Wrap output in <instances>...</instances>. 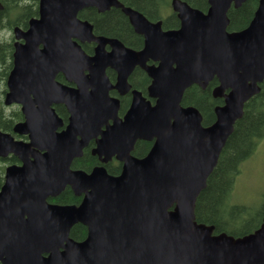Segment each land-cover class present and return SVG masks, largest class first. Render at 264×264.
Wrapping results in <instances>:
<instances>
[{
	"label": "water",
	"instance_id": "water-1",
	"mask_svg": "<svg viewBox=\"0 0 264 264\" xmlns=\"http://www.w3.org/2000/svg\"><path fill=\"white\" fill-rule=\"evenodd\" d=\"M207 1L203 12L172 0L180 26L163 30L160 21L149 22L119 0H39L40 17L31 19L26 31L15 28L24 43H15L4 103L22 104L25 121L15 130L32 133L44 145H24L31 159L22 158L21 165L5 170L0 189L2 264H264V216L253 232L237 237L213 234V225L195 220L196 198L245 102L264 80V0L249 24L237 31L227 30V11L246 0ZM112 6L143 34L141 50L93 36L90 22L77 16L83 8L102 12ZM75 36L95 40L94 55L73 42ZM104 42L112 45L110 52L102 48ZM149 59L157 65H147ZM135 65L151 78L146 95L128 82ZM107 67L116 71L114 83ZM60 69L76 87L62 86L60 96L70 115L66 127L55 132L62 120L50 102L30 100L23 89H43L46 82L47 87L52 70ZM214 77L219 83L212 94L223 98V104L214 108V122L203 126L199 110L181 101L188 87L205 88ZM112 89L119 95L131 93L122 117L119 98L109 95ZM3 136L12 141L0 132ZM92 139L96 145L91 153L101 163L113 157L122 163L118 175L109 174L104 165L89 172L71 168ZM138 140L152 142L143 157L132 154ZM31 146L45 150L38 153ZM20 148L2 143L0 156ZM66 186L83 194L78 205L46 201ZM76 223L87 228L82 241L69 236Z\"/></svg>",
	"mask_w": 264,
	"mask_h": 264
},
{
	"label": "trees",
	"instance_id": "trees-1",
	"mask_svg": "<svg viewBox=\"0 0 264 264\" xmlns=\"http://www.w3.org/2000/svg\"><path fill=\"white\" fill-rule=\"evenodd\" d=\"M3 8L0 10V28H11L19 25L21 16H33L36 14L37 0L32 3H24L21 0H0ZM127 2L129 0H123ZM134 4L138 10L145 15L155 18L161 17L164 13V6L168 0H143ZM191 6L204 10L208 6L207 0H185ZM259 0H246L239 7L233 6L227 12L229 17L228 30H240L246 27L257 8ZM139 2V3H138ZM86 12V13H85ZM98 14V16L96 15ZM99 21L96 27L99 30L114 35H127L131 32L124 15L119 9L112 8L104 13H98L94 8L86 9L79 13L80 17L91 20L94 16ZM171 19H164L163 24L172 26L178 22L175 14ZM13 46L8 40L0 42V81L4 80L11 66ZM132 88H137L143 93L150 82L149 77L136 69L129 78ZM218 84L213 79L205 88L192 85L187 88L182 98L183 105H193L202 114V123L208 125L215 120L214 107L222 104V98H214L212 89ZM129 99L121 97L120 112L128 107ZM13 115V116H11ZM19 115L14 112H7L0 99V129H10ZM264 138V81L260 84V91L252 96L244 105L243 115L234 124V129L228 137L218 161L207 178L205 188L199 193L194 206L195 220L214 226V233L224 232L232 236H242L256 229L264 216V192L261 193L257 204H246L231 201V193L234 180L240 171L242 163L247 160L258 147L260 139ZM89 145L83 151L81 157L72 162L73 168L90 170L99 163L98 157L91 153ZM151 146V142L139 140L136 142L133 154L139 157L144 156ZM106 168L111 174H118L121 164L116 160L108 162ZM3 165H0V184L2 183ZM62 203H78L79 197L75 196L72 190L67 187L57 197ZM86 226L78 223L70 230V236L76 240H82L86 236Z\"/></svg>",
	"mask_w": 264,
	"mask_h": 264
},
{
	"label": "flooded vegetation",
	"instance_id": "flooded-vegetation-1",
	"mask_svg": "<svg viewBox=\"0 0 264 264\" xmlns=\"http://www.w3.org/2000/svg\"><path fill=\"white\" fill-rule=\"evenodd\" d=\"M21 1H23L26 4L32 3V0H21ZM119 1L122 4H124L125 6H129V7L133 8V9L137 10L138 12H140L151 23H155V22L160 21L161 22L160 25H161V28L163 30L177 29L180 26V21H179V19L177 17V14L173 10L172 5H171L172 0H168L167 5L164 6L165 7L163 9L164 13L161 14V17L155 16V18L147 16L143 12L138 10L137 7L134 5V4H137L136 3L137 1H135V0H129L127 2H124L123 0H119ZM141 1H143V0H139V2H141ZM183 1H185V0H183ZM92 8H94L98 13H104L106 11H109L112 8L119 9L121 11V13L124 15L128 25L130 26L131 32L129 34H127V35H123V37L121 35L118 36V35H114V34H111V33L102 32L101 30L98 29V27H96L95 23L98 22L99 20L97 18H95V15L91 16L92 17L91 20L79 16V13L81 11H85L86 9H92ZM207 8H208V6H207ZM207 8L204 9L203 11H206ZM36 10H37V12L33 16H30V17L21 16V18L19 20L21 23L19 25H13L9 29L8 28H0V42L2 40H8V41H10L12 43V46H13L11 66H10L9 71H8L7 75L5 76L4 80L0 81V99L2 100L3 106L6 107V111L7 112L10 111V112H14L15 115L16 114L19 115V116H16L17 119L13 123V126L10 129H0V132L2 134L9 135L12 138V141H10V143L12 145H19L21 147L16 154L15 153H8L5 156H0V165H3V173H2V180H1L2 183L0 184V189H1V186L3 185V183H4L5 170H6V168L8 166H12V165L19 166V165H21L23 163V159H27V158L31 159V157H27L26 156L25 150L28 151V149H26V147L24 145H44V144L40 143L38 140H36V138L33 137L32 133L30 134L29 132H19L18 130H15V125L17 123L25 121V113L22 110V104L17 102V101H12L9 104H5L4 103V99H5L6 93H8L9 90H10V88L8 87V84H7V80H8V76H9L10 72L14 68V56H13V54H14V51H15V43H24V39L23 38H16L14 30H15V28L18 27L22 31H26L29 28V26H30V20L40 17V14H39V0H37ZM172 13L175 14V17L178 19V22L176 24L172 25V26L164 25L163 24V20L164 19H171L172 18L171 17ZM96 15L98 16V14H96ZM77 16H78V18H80L82 20H87L88 22H90V24L92 25V34H93V36H101V37H104L106 39H117L126 48H130V49L136 50V51L141 50L143 48V46H144V36H143V34L137 32L135 30L134 26L130 23L127 15L124 14V12H122V10L120 8L112 6L108 10L100 12L95 7H87V8H83L82 10H80L78 12ZM5 30H7L9 32V34H3V31H5ZM71 40L73 42H75L76 44H78L80 46V48L82 50H84L89 55H94V53L96 52V48L99 45L95 40H90V41L89 40H82V39H80L79 37H76V36L75 37H71ZM39 48H42V44L39 45ZM102 48H104V50L106 52H110L112 50V45L110 43H108V42H104ZM157 63L158 62L153 61L151 59L147 60V62H146L147 65H157ZM136 69H140L141 71L146 73L144 71V69L140 65H135L133 70H132V72L129 75V78H130V76L133 74V72ZM105 72H106L108 78L110 79V81H112V82L115 81V79H116V71L114 69H112L110 67H107ZM146 75H147V73H146ZM50 76H51L50 80H48L49 81V85L46 87V85H47V82H46V85H45L46 88L44 87L42 89V88H35L34 86H26L25 89H23V90L27 92V98L30 99V100L37 99V100H43V101H46V102L47 101L50 102L48 106L51 109H53L55 114L57 115V117L62 120V126H58L55 129V132H59V131H61L62 129H64L66 127V125L68 123V118H69V115H70V112L68 111V108H67L65 102L63 101L64 98L60 96L61 95V90L63 88L62 86L64 85V86L76 87V84L73 83L72 81L71 82L67 81L66 72H65V70H62V69L56 71L55 73L52 70V73H51ZM213 79H215V78H213ZM213 79H211V81ZM150 82H151V80H150ZM132 89H135V88H132ZM109 93L112 96H118L119 99H121V97L125 96V97H127L129 99V102H130V99H131V93L130 92L124 94L123 96H119L118 93L116 92V90L112 89V90H110ZM24 98H26V96ZM214 98H221V97H214ZM123 113L124 112H119V114L121 116L123 115ZM11 116H13V115H11ZM110 123H111V120H108L107 124H110ZM101 129H105V125H103L101 127ZM4 140H5V142H4ZM6 142L8 144H10L7 141L6 137H4V136H3V138L0 137V145L2 143L6 144ZM89 145H92L91 146V149H92L93 146L96 145L95 139L90 140L88 145H87V147ZM30 148L33 149V150H36L38 153H43L44 150H45V149H39V148H37L35 146H31ZM113 160H115V159H111L108 162H111ZM108 162L103 163L102 165L105 166ZM118 163H120V162H118ZM71 168H73V167H71ZM105 168H106V166H105ZM74 169H79V168H74ZM90 170H88V171L84 170V171L89 172ZM106 170H107V168H106ZM107 172H108V170H107ZM67 187L70 188V186H66L62 191H64ZM62 191L59 192L58 194L54 195V196H48L46 201L48 203H51V204H60V205H66V204H77L78 205L81 202V199H82L83 195L82 194L76 195L73 192V190H72L73 194L75 196L79 197L78 203H62L60 201H57L56 199L62 193Z\"/></svg>",
	"mask_w": 264,
	"mask_h": 264
},
{
	"label": "rangeland",
	"instance_id": "rangeland-1",
	"mask_svg": "<svg viewBox=\"0 0 264 264\" xmlns=\"http://www.w3.org/2000/svg\"><path fill=\"white\" fill-rule=\"evenodd\" d=\"M3 34H9L7 30ZM254 154L245 160L235 177L231 201L257 204L264 192V138L258 142Z\"/></svg>",
	"mask_w": 264,
	"mask_h": 264
}]
</instances>
